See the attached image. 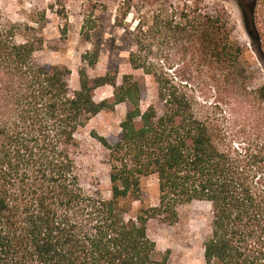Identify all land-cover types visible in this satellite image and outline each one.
Returning a JSON list of instances; mask_svg holds the SVG:
<instances>
[{
	"label": "trees",
	"instance_id": "obj_1",
	"mask_svg": "<svg viewBox=\"0 0 264 264\" xmlns=\"http://www.w3.org/2000/svg\"><path fill=\"white\" fill-rule=\"evenodd\" d=\"M235 1L247 45L201 0H125L121 18L138 15L129 62L161 102L146 109L132 74L89 76L99 46L71 90V69L38 63L0 6V264H162L148 222L175 224L194 200L212 206L206 264H264V65L244 58L252 49L264 63V0ZM105 84L113 95L97 102ZM122 102L119 138L92 132L108 151V197L98 178L85 183L77 134ZM152 174L158 204L136 212Z\"/></svg>",
	"mask_w": 264,
	"mask_h": 264
},
{
	"label": "rangeland",
	"instance_id": "obj_2",
	"mask_svg": "<svg viewBox=\"0 0 264 264\" xmlns=\"http://www.w3.org/2000/svg\"><path fill=\"white\" fill-rule=\"evenodd\" d=\"M180 1V0H176ZM194 1V0H188ZM206 9L215 12L224 9L230 17L233 37L248 44V36L235 0H201ZM125 0H0L4 21L18 26V42L35 41L38 63L65 65L71 69V90L80 87L79 70L85 65L83 55L93 47H100V54L92 66H87L91 78L103 75L116 77L121 83L125 74H132L141 86V106L146 109L154 104L161 106L157 84L151 75L134 69L129 62L133 48V32L138 15L133 12L121 18ZM135 10V9H134ZM244 58L252 66H262L252 49ZM114 87L105 84L94 91L97 102L113 95ZM129 108L127 102L114 109H104L94 115L82 128L77 138L82 144L81 161L85 169L86 185L98 178L105 196L111 195L108 151L92 135L93 131L116 141L121 133L120 123ZM142 200L133 202L137 212L141 207L155 206L159 201L158 179L155 174L142 179ZM212 206L208 201L194 200L179 208V220L169 224L160 219H150L148 233L155 240L157 257L162 264H206L204 242L211 231Z\"/></svg>",
	"mask_w": 264,
	"mask_h": 264
}]
</instances>
